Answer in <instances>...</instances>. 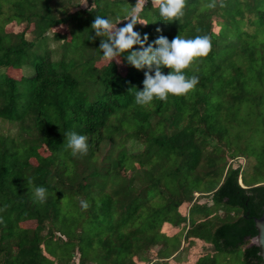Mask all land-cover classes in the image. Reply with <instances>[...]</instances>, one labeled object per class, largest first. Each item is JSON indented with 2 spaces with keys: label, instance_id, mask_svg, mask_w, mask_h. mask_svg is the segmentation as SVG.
<instances>
[{
  "label": "trees",
  "instance_id": "1",
  "mask_svg": "<svg viewBox=\"0 0 264 264\" xmlns=\"http://www.w3.org/2000/svg\"><path fill=\"white\" fill-rule=\"evenodd\" d=\"M80 1L0 0V127H10L0 131V264H141L166 240L162 224L180 225L184 215L185 231L205 233L198 243L263 264L249 241L264 183L247 186L229 160L245 150L242 110L259 116L264 108V0H186L170 31L151 0L139 8L143 0ZM124 9L146 23L134 31L149 43L160 35L211 38L209 54L183 70L199 77L192 91L142 107L135 93L147 69L132 67L127 52L97 65L101 38L90 39L91 25L98 15L123 27ZM13 21L24 28L5 32ZM60 25L69 39L50 33ZM73 131L88 137L86 155L66 147ZM37 186L47 189L42 204ZM27 221L34 228L21 226Z\"/></svg>",
  "mask_w": 264,
  "mask_h": 264
},
{
  "label": "clouds",
  "instance_id": "2",
  "mask_svg": "<svg viewBox=\"0 0 264 264\" xmlns=\"http://www.w3.org/2000/svg\"><path fill=\"white\" fill-rule=\"evenodd\" d=\"M158 8L159 15L166 21H175L183 17L186 0H152ZM215 7V3L207 5ZM223 7V4H221ZM127 16V23L117 27L111 20L96 16L91 25L95 35L90 39L101 38L99 49L103 58L113 61L124 53L127 62L136 70H144L143 88L135 93V103L139 106H148L154 98L167 101L168 96H183L192 91L199 83V77L193 75L186 77L183 70L187 69L196 58L206 57L211 51V38L207 35L196 36L194 39H183L179 35L171 41L166 36L160 35L152 43L148 42V35L134 31L138 22V14L123 10ZM146 25V23H140ZM157 29V32H160ZM145 45H147L145 47ZM134 46H139L133 50ZM167 68V74L162 69ZM66 147L71 155H86L88 152V137L76 132H68ZM32 181L29 180V184ZM34 198L39 203L47 199V189L42 186L34 188ZM83 208L88 207L86 201L81 202Z\"/></svg>",
  "mask_w": 264,
  "mask_h": 264
},
{
  "label": "rangeland",
  "instance_id": "3",
  "mask_svg": "<svg viewBox=\"0 0 264 264\" xmlns=\"http://www.w3.org/2000/svg\"><path fill=\"white\" fill-rule=\"evenodd\" d=\"M90 3L91 2H89V0H81L79 3V8H85L86 6L88 7ZM145 3V0L138 2V4H136L138 5L137 8ZM152 5L155 6L153 3ZM69 9L71 11L76 10V8L71 9V7ZM212 19L218 20L217 17H213ZM217 22V26H214L215 32H217L219 29L220 21ZM173 23L174 21L163 20V26H165L167 31L171 30ZM135 26H138V24H136ZM23 28V24L19 25V23L13 21L4 26V31L7 33L17 32L22 30ZM244 29L247 30V28ZM248 30L252 29L248 28ZM54 32H58L59 34L62 33L67 37V39H69L68 28L66 26H56L51 29L50 33ZM57 45L58 44L54 42L51 44V46L54 48ZM107 62V60L102 59L97 63V65L101 66ZM119 66L120 71L122 73H125V69L122 67V65L119 64ZM6 73L8 76H11L17 80L21 77V72L19 70L10 69ZM250 111L251 110L243 113L242 110V113L240 114L242 118V120L240 121V128L243 129L242 142L240 143V145L243 149H245L244 153L243 155L238 156L233 160H229L233 167L241 166V174L244 179V183L247 186H252L257 183H264V123L262 122L264 121V108L260 111L261 115L259 116L256 108H253L252 112ZM8 128H10L9 125L3 123L0 127V131L6 132ZM39 152L42 155L48 154L44 147L40 148ZM128 173L129 172H127L126 174L128 175ZM194 197H198V194H194ZM199 203H207L211 205V202L206 197L200 198ZM223 213L225 214L227 212L225 210L219 211L220 215H224ZM184 216V222H182V224L180 225H173L169 223L162 224L160 230L167 235L166 240L165 237L161 236V241L163 243H160V245H157L153 249H150L148 252L144 253V261L140 262L141 264H243L240 252H226L222 250L214 251L212 245L198 243L199 241L198 239H196V237H200L199 235L202 234L205 235V233L201 232V234L198 230L185 231L189 227L190 222L189 217H186L187 215ZM20 224L21 226L26 228H34L35 226V222L33 221L22 222ZM182 228L184 229L183 232ZM252 244L254 243L251 239L249 241V245ZM158 250L159 252L157 254Z\"/></svg>",
  "mask_w": 264,
  "mask_h": 264
},
{
  "label": "water",
  "instance_id": "4",
  "mask_svg": "<svg viewBox=\"0 0 264 264\" xmlns=\"http://www.w3.org/2000/svg\"><path fill=\"white\" fill-rule=\"evenodd\" d=\"M254 225L257 235L252 239V242L259 247L260 257L264 264V211L260 217L254 219Z\"/></svg>",
  "mask_w": 264,
  "mask_h": 264
}]
</instances>
